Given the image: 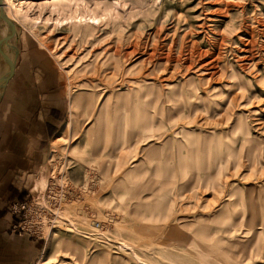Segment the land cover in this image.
I'll return each mask as SVG.
<instances>
[{"label":"rangeland","instance_id":"374dc122","mask_svg":"<svg viewBox=\"0 0 264 264\" xmlns=\"http://www.w3.org/2000/svg\"><path fill=\"white\" fill-rule=\"evenodd\" d=\"M45 1L22 6L15 40L47 56L64 123L70 112L75 119L27 185L24 201L54 210L64 199L42 238L30 236L41 243L34 264L46 249L44 264H111L116 254L123 264H264V0ZM90 16L98 26L78 25ZM118 52L124 73L112 74ZM166 84L173 89L162 97ZM142 85V141L128 122L123 149L113 150L122 128L110 103ZM79 95L97 100L90 114L74 105ZM136 159L137 172L125 176Z\"/></svg>","mask_w":264,"mask_h":264},{"label":"crops","instance_id":"0c3cea01","mask_svg":"<svg viewBox=\"0 0 264 264\" xmlns=\"http://www.w3.org/2000/svg\"><path fill=\"white\" fill-rule=\"evenodd\" d=\"M15 45L14 71L0 95V264H34L41 243L27 234L9 233L16 218L9 213L8 202L25 200L29 178L44 160L48 144L64 124L65 107L59 75L47 56L35 46L24 45L21 39L17 43L15 40ZM143 89L144 85L124 89L110 103L111 120L122 128L121 139L113 150L119 152L123 149L124 128L128 122L135 128L133 141H142L147 121ZM172 89L173 86L166 84L161 90L162 97ZM166 101L169 102L168 98ZM186 101L189 103L188 96ZM171 109L173 111L174 107L168 103L163 109L169 113L165 116L169 117L167 121L174 117ZM93 150L98 152L99 145H94ZM122 162H117L115 167ZM141 163L139 159L132 160L125 176L136 173ZM41 181L40 177L37 183ZM35 184L34 180L32 190ZM189 186L193 187V180ZM123 250L129 251L130 248L124 247ZM118 255L109 257L108 261L123 264Z\"/></svg>","mask_w":264,"mask_h":264},{"label":"bare ground","instance_id":"6f19581e","mask_svg":"<svg viewBox=\"0 0 264 264\" xmlns=\"http://www.w3.org/2000/svg\"><path fill=\"white\" fill-rule=\"evenodd\" d=\"M56 1L59 2L60 0H46L45 3H48V4L52 3L51 5L53 6L54 4L57 3ZM31 3L32 2H30V0H15V1L0 0V10H2V12H3V17L0 18V38L1 37H8L7 30L10 33V25H11V29H13L14 34H13V38L10 39L9 43L14 47V49L16 48L15 39L17 37L18 27H20V19L22 17H25L24 14H23V11H22V6L23 5H30ZM78 19H79V24L78 25H80V24L84 25V24H88V23L96 25V26L99 25V23L96 20L95 16H93V17L90 16L87 19L86 18H82V19L78 18ZM28 21L31 22L30 24L32 26H35L37 24L36 20L29 19ZM6 28H7V30H6ZM3 49L5 51L4 53L6 54V56L9 57L11 60H13L14 53H12V52L10 53V49H8L5 46H3ZM114 56H115V58L117 60L115 61L114 69L111 72L113 74V73H115V71L116 72L119 71L121 74H123L124 73V67H122V63L123 62L120 61V59L123 58L125 56V54L121 55L120 52H118V54L114 53ZM0 65H1L0 66V78H1V77L4 76L2 71L4 72V69H5V71L6 70L8 71V68H7L6 64L4 63L2 57H0ZM1 93H2V89H0V95H1ZM73 101H74V105L75 106H79V105L82 104V105H84L86 107L87 110L90 109L88 114H90V112L92 111V109H94V107L96 106V103H97V100L92 101L91 97H81V95L73 97ZM70 109H72V108H70ZM70 111H72V110H70ZM75 114H77V113H75ZM68 117H69V119L67 121H65V123L61 127L59 133L51 140L49 155L55 154L59 149H61V147L63 146L64 142L67 140L68 135L71 133V131L73 129V120L75 119V117H74L73 113H71V112H70V115H68ZM51 160L52 159H50V161ZM54 216H55V214H54ZM60 229L62 230V228H60ZM96 230H98V229H96ZM63 231H65L67 233L68 232L69 233H73V231H75V229H74V227H71V228H65V230H63ZM203 232H204V230L198 229L196 231V234L201 235ZM71 243H72L71 241H68L66 244H68V246H69ZM119 246H122V244H119ZM72 248H74V247H72ZM230 248H231V246H230ZM224 250L227 252L226 248H221L222 252ZM48 255H50V250L46 249V252L44 253V257L45 258L40 260V262H38L37 264H39V263L40 264H44V261L46 260V257Z\"/></svg>","mask_w":264,"mask_h":264},{"label":"built area","instance_id":"2783aa9c","mask_svg":"<svg viewBox=\"0 0 264 264\" xmlns=\"http://www.w3.org/2000/svg\"><path fill=\"white\" fill-rule=\"evenodd\" d=\"M45 190V189H44ZM40 195L41 193H37ZM36 194V195H37ZM43 194V191H42ZM37 195V198H38ZM45 195H42L43 198ZM63 197L55 198L53 200L52 209L57 210L61 203L63 202ZM42 199L35 201L33 196L30 197L28 201L24 202H13L10 207V213L15 216L16 223L13 224L10 228L11 234H27L33 236L34 238H42L44 231L47 227L53 224L52 213L54 210H51L48 206L45 207L44 203H41ZM101 223L94 222V228H101Z\"/></svg>","mask_w":264,"mask_h":264},{"label":"water","instance_id":"95a60500","mask_svg":"<svg viewBox=\"0 0 264 264\" xmlns=\"http://www.w3.org/2000/svg\"><path fill=\"white\" fill-rule=\"evenodd\" d=\"M2 17H3V12H2V10H0V18H2ZM13 34H14V31H13V29H11V25H10V34H9V36L0 38V56L2 57L4 63L6 64V66L8 68V71L6 72V74L3 77L0 78V89H3L5 87V85L7 84L9 79L11 78V76L13 74V71H14V62L9 57H7L6 54L3 51L4 50L3 46H5L8 49H10V53L12 52L15 55V49L9 43L10 39L13 38Z\"/></svg>","mask_w":264,"mask_h":264}]
</instances>
